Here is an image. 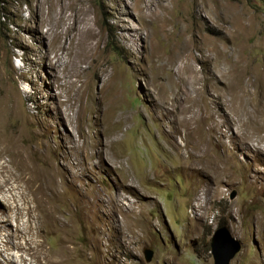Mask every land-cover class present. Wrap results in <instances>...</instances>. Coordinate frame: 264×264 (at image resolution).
<instances>
[{
  "label": "rangeland",
  "instance_id": "rangeland-1",
  "mask_svg": "<svg viewBox=\"0 0 264 264\" xmlns=\"http://www.w3.org/2000/svg\"><path fill=\"white\" fill-rule=\"evenodd\" d=\"M0 109V264H215L222 225L264 264V0H0ZM202 110L198 169L168 132Z\"/></svg>",
  "mask_w": 264,
  "mask_h": 264
},
{
  "label": "bare ground",
  "instance_id": "bare-ground-1",
  "mask_svg": "<svg viewBox=\"0 0 264 264\" xmlns=\"http://www.w3.org/2000/svg\"><path fill=\"white\" fill-rule=\"evenodd\" d=\"M61 21V20H60ZM59 21V23H60ZM67 31V30H66ZM63 32V31H60L58 32L57 34L54 35V37H57V38H60V37H63L64 35L67 34V32ZM71 37V36H70ZM72 43H69L68 46H70ZM68 46H66L65 49H68ZM60 47L62 48V46L60 45ZM59 56H57V58L51 62V67L54 69L56 66H57V61L60 59V57L58 58ZM70 60V63H72L71 65V69H68V67H66L64 69V71L61 73L63 74V76L66 74L65 72L67 71L70 77V80H66L65 83L63 84L64 85V88L66 89V91L64 92L65 93V96H66V99L64 100L66 106H67V109L72 107L73 105L77 104L78 102V99H77V96H76V92H79V88H75L76 85H77V81L78 79L77 78H72L75 74L73 73L74 71L77 70L78 68V61H73L72 58H69ZM56 76V74H55ZM77 108V107H76ZM78 110L79 109H76V110H73L72 113H66V114H63L62 111L60 110V105L57 103L56 104V113L57 115L60 117V115L65 118V120H67L70 124H72L73 122V117H76L77 116V113H78ZM204 110H202L201 113L198 114V119L195 121L196 122V125L194 127H192L193 125V120L195 119L191 116L189 117H181L179 119V127L177 126H173L170 130H169V135H172L174 133H177V132H180L181 131V128H184V131H185V144L184 145H181L179 146L175 140L172 141V145L174 146V148H178L179 150H182V149H185L187 151V158H191L190 160H192V165L193 166H196L197 164H200V167H197L198 169H203L204 168V162L206 161L207 159V156L204 152V144H205V141L204 139L200 138L199 136H195L194 134H198V135H203V128H204V116L202 114H204ZM5 114H6V111L5 110H2L0 109V143L4 144H12L10 142V139H6L5 137H2L1 136V132L3 131V128L5 127V125L7 123H5L3 121V118L5 117ZM197 116V115H196ZM61 117V118H62ZM199 117L202 118V120L200 121ZM193 118V119H192ZM75 119V118H74ZM44 127H47L46 125ZM41 129H44L43 127H39ZM182 137V136H181ZM183 138V137H182ZM70 139V138H69ZM71 142H73V140H71ZM190 143V144H189ZM74 147L72 148V151L69 152V156H73L74 159L72 160V162H69L63 166H65V168L68 170V172H70L71 174V178H72V181L75 180V179H78V171L79 169H85L84 171L88 170V162H85V163H82V162H79L77 160V157H75V154H76V150H77V146H76V143H74ZM79 146V145H78ZM181 147V148H180ZM259 146H256V150L259 151ZM3 149V148H2ZM80 149V148H79ZM71 150V149H70ZM195 150L196 152L198 153H195ZM1 153H7V154H10V155H13V156H10L8 155L11 159L12 158H16V168L17 169H22L23 167L27 168V169H31V167L26 163V150H25V153H22L19 149V151H12L10 150L9 147H4V150L1 152ZM229 156V155H228ZM72 158V157H71ZM86 158L89 159V155L86 154ZM226 158V157H224ZM220 159V158H219ZM76 160V161H75ZM219 161V160H218ZM189 164H190V161H189ZM215 164V163H214ZM190 165V166H192ZM32 166V165H31ZM189 166V165H188ZM216 166V164H215ZM33 168V167H32ZM193 168V167H192ZM190 170V168H189ZM83 171V172H84ZM57 174V171L56 170H53L52 171V180L54 178V176ZM80 175V174H79ZM49 176V175H47ZM70 176V175H69ZM50 179V178H49ZM55 180V179H54ZM58 180V179H56ZM54 184V183H52ZM71 185H72V182H71ZM60 195V194H59ZM62 197V196H61ZM51 198V197H50ZM20 209H19V213H20ZM52 214L54 215V212L51 211L49 212L47 215L48 217H52ZM58 216V215H57ZM65 231V230H64Z\"/></svg>",
  "mask_w": 264,
  "mask_h": 264
},
{
  "label": "water",
  "instance_id": "water-1",
  "mask_svg": "<svg viewBox=\"0 0 264 264\" xmlns=\"http://www.w3.org/2000/svg\"><path fill=\"white\" fill-rule=\"evenodd\" d=\"M241 246L240 240L232 234L228 226L219 227L211 237V252L215 264H229ZM144 253L147 261L154 255V251L148 247L144 249Z\"/></svg>",
  "mask_w": 264,
  "mask_h": 264
},
{
  "label": "clouds",
  "instance_id": "clouds-1",
  "mask_svg": "<svg viewBox=\"0 0 264 264\" xmlns=\"http://www.w3.org/2000/svg\"><path fill=\"white\" fill-rule=\"evenodd\" d=\"M22 55H23V54H22ZM222 226H227V225H222ZM219 227H221V226H219ZM219 227H218V228H219ZM218 228H217V229H218ZM217 229H216V230H217ZM216 230H215V231H216ZM215 231H214V232H215ZM214 232H213V233H214ZM212 235H213V234H212ZM148 248H149V247H148ZM151 249H152V248H151ZM152 250H153V249H152ZM153 251H154V250H153ZM214 263H215V261H214Z\"/></svg>",
  "mask_w": 264,
  "mask_h": 264
}]
</instances>
